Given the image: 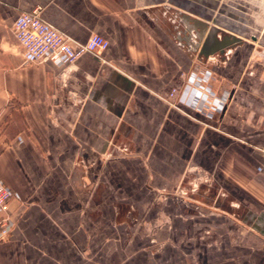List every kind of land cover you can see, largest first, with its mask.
<instances>
[{
  "label": "crops",
  "instance_id": "crops-1",
  "mask_svg": "<svg viewBox=\"0 0 264 264\" xmlns=\"http://www.w3.org/2000/svg\"><path fill=\"white\" fill-rule=\"evenodd\" d=\"M226 3L0 0V179L14 193L0 264H264V39L245 18L221 25ZM38 8L109 48L26 64L13 29ZM200 21L244 45L205 59ZM194 74L212 120L170 98Z\"/></svg>",
  "mask_w": 264,
  "mask_h": 264
},
{
  "label": "built area",
  "instance_id": "built-area-1",
  "mask_svg": "<svg viewBox=\"0 0 264 264\" xmlns=\"http://www.w3.org/2000/svg\"><path fill=\"white\" fill-rule=\"evenodd\" d=\"M40 11L38 8L30 13H22L14 25V34L26 64L52 61L58 66H63L73 64L86 55H97L109 48V41L99 35H93L85 44L75 42L46 24L41 18ZM194 75L193 79L192 77L188 79L184 92L180 93L175 89L171 96L179 97V103L193 107L202 115L212 119L219 108L217 100L213 98L208 85L204 84L206 76ZM191 94L200 99V102L194 106L190 100ZM220 108L224 110L225 105ZM13 198L12 190L0 179V241L7 238L11 228L10 206Z\"/></svg>",
  "mask_w": 264,
  "mask_h": 264
},
{
  "label": "rangeland",
  "instance_id": "rangeland-1",
  "mask_svg": "<svg viewBox=\"0 0 264 264\" xmlns=\"http://www.w3.org/2000/svg\"><path fill=\"white\" fill-rule=\"evenodd\" d=\"M231 1H233L234 3H236L237 1L242 4L249 3V5L247 6V9L244 11L233 10V8L229 6V4H231ZM226 4H227V7L223 6L216 10L217 11L216 19L221 22V25L225 26L224 22H226V19L228 21V18L230 17H233V16L241 17V18L247 19L246 23L243 22L244 23L243 25L245 26L244 31H246L247 34L253 33L254 35H257V36H260L261 34H263L264 32V0H227ZM209 75H210L209 82H211L215 79V77H213L212 73ZM170 98L174 99L176 97L173 98L170 95Z\"/></svg>",
  "mask_w": 264,
  "mask_h": 264
},
{
  "label": "water",
  "instance_id": "water-1",
  "mask_svg": "<svg viewBox=\"0 0 264 264\" xmlns=\"http://www.w3.org/2000/svg\"><path fill=\"white\" fill-rule=\"evenodd\" d=\"M195 28L199 31L197 37L200 42H202L200 54L207 60H210L211 58L214 59L217 55L222 57L226 56L227 50L244 45V42L241 39L232 35L227 36L223 41H220L219 36L224 31L221 27L210 24L209 22H196Z\"/></svg>",
  "mask_w": 264,
  "mask_h": 264
},
{
  "label": "bare ground",
  "instance_id": "bare-ground-1",
  "mask_svg": "<svg viewBox=\"0 0 264 264\" xmlns=\"http://www.w3.org/2000/svg\"><path fill=\"white\" fill-rule=\"evenodd\" d=\"M229 6L232 7L233 10H241V11L246 10V8H245V7H242V6H241V3L237 2V1H236V3H234L233 1H231V4H229ZM227 30H231L230 27H227ZM261 39H264V32H263V34H261V35L259 36V41H258V43H260V40H261Z\"/></svg>",
  "mask_w": 264,
  "mask_h": 264
},
{
  "label": "flooded vegetation",
  "instance_id": "flooded-vegetation-1",
  "mask_svg": "<svg viewBox=\"0 0 264 264\" xmlns=\"http://www.w3.org/2000/svg\"><path fill=\"white\" fill-rule=\"evenodd\" d=\"M248 5H249V3H245V4H242V3H241V6H242V7H245L246 9H247V6H248Z\"/></svg>",
  "mask_w": 264,
  "mask_h": 264
}]
</instances>
